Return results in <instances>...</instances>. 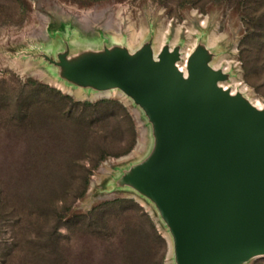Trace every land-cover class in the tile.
Listing matches in <instances>:
<instances>
[{
	"label": "rangeland",
	"instance_id": "obj_1",
	"mask_svg": "<svg viewBox=\"0 0 264 264\" xmlns=\"http://www.w3.org/2000/svg\"><path fill=\"white\" fill-rule=\"evenodd\" d=\"M247 3L246 8L238 0H0V94L15 95L33 80L74 101L117 100L130 115L111 104L105 105L111 117L79 107L70 118L50 102H39L19 130L6 114L9 107L0 103V155L28 148L24 134L22 142L10 140L11 132L22 130L41 151L33 164H0V197H20L25 205L19 224L12 212L0 222V264L27 258L33 264H176L172 237L153 206L114 182L151 147L146 119L118 90H73L59 77L64 64L86 49L114 45L134 54L150 43L156 59L164 43L180 44L182 66L195 43H202L213 53L208 65L229 71L226 84L264 105V0ZM81 113L86 122L78 120ZM99 156L104 158L81 195L80 167H92ZM61 205L69 212L51 216ZM244 264H264V257Z\"/></svg>",
	"mask_w": 264,
	"mask_h": 264
},
{
	"label": "water",
	"instance_id": "obj_2",
	"mask_svg": "<svg viewBox=\"0 0 264 264\" xmlns=\"http://www.w3.org/2000/svg\"><path fill=\"white\" fill-rule=\"evenodd\" d=\"M82 50L59 79L73 90H118L150 126L152 145L120 170L119 189L149 202L172 237L176 264L264 257V105L236 88L195 43ZM192 245H189V244ZM191 246V249H190Z\"/></svg>",
	"mask_w": 264,
	"mask_h": 264
},
{
	"label": "trees",
	"instance_id": "obj_3",
	"mask_svg": "<svg viewBox=\"0 0 264 264\" xmlns=\"http://www.w3.org/2000/svg\"><path fill=\"white\" fill-rule=\"evenodd\" d=\"M239 3L243 4L246 8L249 7V1H253L254 3L256 0H238ZM15 92V89L12 91ZM39 102H50L52 105H54L63 115L66 117L73 118L75 117L78 108L81 107L82 109L87 110L88 108L92 109V112L94 114H99L98 118H107L111 117L114 113L112 111L110 112L107 110V106L105 105H117L119 106L123 114L127 117L129 115L126 108L120 104L117 100H101L99 102H96L95 104H92L90 102H79L74 101L72 97L69 95H63L60 91H57L56 89L49 87L46 84L39 83L33 80H27L25 83H23L17 93L11 94V93H5L0 94V103L4 104L5 107L8 109L7 116L10 117L11 123H14V125H17L16 127H19V130H21V122L22 126L24 125V119L26 117H29V113L33 105L39 103ZM104 105V106H103ZM14 106V108L12 107ZM12 107V111L11 108ZM84 110V111H85ZM17 114V115H16ZM21 115V116H20ZM76 118V117H75ZM80 122H86L88 117L81 113L80 116L77 117ZM19 119V120H18ZM99 120V119H98ZM16 121V123H15ZM132 131H134V127L131 126ZM18 130V132H19ZM9 133L6 132V135ZM24 134V140L26 145H28V148L25 147L23 150L21 148H17L13 151H10L9 154L5 153L3 155H0V164L2 163H10L12 160L13 162L17 163H35L36 158L39 157L41 154V151L38 149V147L34 146L33 141L30 139V135L27 133L22 132H11L10 134V140L12 141H20L22 142V135ZM9 137V136H8ZM135 140L133 144L131 145L128 152H130L133 147L135 146ZM127 152V153H128ZM44 155V154H42ZM13 158V159H12ZM103 156H99V158L95 159L92 167L85 168L80 167L83 171L84 176V186L83 191L81 192V195L85 193L88 184H89V178L97 168L98 164L103 160ZM2 161V162H1ZM80 196V195H79ZM25 205L22 202V199L20 197H16L15 199H12L11 201L7 200V198H1L0 197V222L4 220V214H8L9 212L16 213L17 219L15 220L16 224H19L21 222V218L25 216L24 207ZM58 207V206H57ZM56 207L55 210L50 214L53 217H59L62 218L64 215H66L69 211L65 205H61L58 208ZM22 264H33V262L30 259H24ZM35 264H43L42 262H38Z\"/></svg>",
	"mask_w": 264,
	"mask_h": 264
},
{
	"label": "bare ground",
	"instance_id": "obj_4",
	"mask_svg": "<svg viewBox=\"0 0 264 264\" xmlns=\"http://www.w3.org/2000/svg\"><path fill=\"white\" fill-rule=\"evenodd\" d=\"M260 109H263V104L260 101H256L255 103Z\"/></svg>",
	"mask_w": 264,
	"mask_h": 264
}]
</instances>
